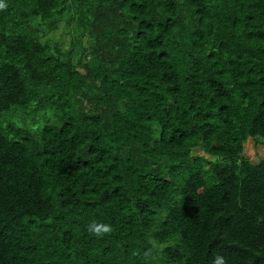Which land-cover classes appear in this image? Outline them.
<instances>
[{
    "label": "trees",
    "instance_id": "16d2710c",
    "mask_svg": "<svg viewBox=\"0 0 264 264\" xmlns=\"http://www.w3.org/2000/svg\"><path fill=\"white\" fill-rule=\"evenodd\" d=\"M0 4V264H264V0Z\"/></svg>",
    "mask_w": 264,
    "mask_h": 264
},
{
    "label": "rangeland",
    "instance_id": "374dc122",
    "mask_svg": "<svg viewBox=\"0 0 264 264\" xmlns=\"http://www.w3.org/2000/svg\"><path fill=\"white\" fill-rule=\"evenodd\" d=\"M200 153H203L201 150ZM244 155L252 161L258 162L264 158V145L259 144L254 138L249 137L244 144Z\"/></svg>",
    "mask_w": 264,
    "mask_h": 264
},
{
    "label": "clouds",
    "instance_id": "9594fccd",
    "mask_svg": "<svg viewBox=\"0 0 264 264\" xmlns=\"http://www.w3.org/2000/svg\"><path fill=\"white\" fill-rule=\"evenodd\" d=\"M2 7H4V5L0 4V8ZM89 230L95 235H101L103 233L110 232L111 228L106 225H97L96 227L90 226ZM214 264H226V262L222 256L217 255L216 259L214 260Z\"/></svg>",
    "mask_w": 264,
    "mask_h": 264
},
{
    "label": "bare ground",
    "instance_id": "6f19581e",
    "mask_svg": "<svg viewBox=\"0 0 264 264\" xmlns=\"http://www.w3.org/2000/svg\"><path fill=\"white\" fill-rule=\"evenodd\" d=\"M182 87V86H181ZM182 96V95H181Z\"/></svg>",
    "mask_w": 264,
    "mask_h": 264
},
{
    "label": "crops",
    "instance_id": "0c3cea01",
    "mask_svg": "<svg viewBox=\"0 0 264 264\" xmlns=\"http://www.w3.org/2000/svg\"><path fill=\"white\" fill-rule=\"evenodd\" d=\"M253 138V137H252Z\"/></svg>",
    "mask_w": 264,
    "mask_h": 264
}]
</instances>
